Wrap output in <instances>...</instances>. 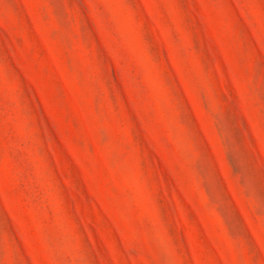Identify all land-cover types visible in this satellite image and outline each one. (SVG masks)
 Wrapping results in <instances>:
<instances>
[{
	"label": "rangeland",
	"instance_id": "obj_1",
	"mask_svg": "<svg viewBox=\"0 0 264 264\" xmlns=\"http://www.w3.org/2000/svg\"><path fill=\"white\" fill-rule=\"evenodd\" d=\"M0 264H264V0H0Z\"/></svg>",
	"mask_w": 264,
	"mask_h": 264
}]
</instances>
